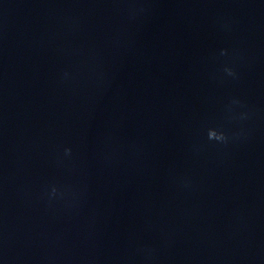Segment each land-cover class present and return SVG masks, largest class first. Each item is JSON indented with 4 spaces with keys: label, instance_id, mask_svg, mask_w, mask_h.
Instances as JSON below:
<instances>
[{
    "label": "clouds",
    "instance_id": "9594fccd",
    "mask_svg": "<svg viewBox=\"0 0 264 264\" xmlns=\"http://www.w3.org/2000/svg\"><path fill=\"white\" fill-rule=\"evenodd\" d=\"M226 71H229V73L231 74L230 70L226 69ZM209 138L210 139H218V140L219 139H223V134L222 133L218 134L216 131L212 130V131L209 132ZM67 151H70V150H66V152Z\"/></svg>",
    "mask_w": 264,
    "mask_h": 264
}]
</instances>
